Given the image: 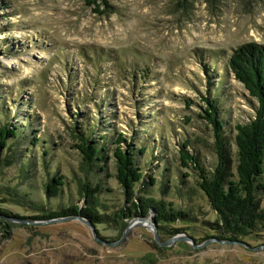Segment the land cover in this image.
I'll use <instances>...</instances> for the list:
<instances>
[{
    "label": "rangeland",
    "instance_id": "rangeland-1",
    "mask_svg": "<svg viewBox=\"0 0 264 264\" xmlns=\"http://www.w3.org/2000/svg\"><path fill=\"white\" fill-rule=\"evenodd\" d=\"M108 2L99 13L85 0H0V126L20 128L0 149V264H264V229L240 243L202 240L218 239L209 227L217 214L197 171L179 158L187 141V152L214 172V137L202 114L203 97H215L226 176L235 174V124L252 118L256 101L227 60L240 44L264 46V0ZM119 133L137 148L143 172L135 198L149 195L189 214L162 230L155 222L159 239H182L163 246L141 225L120 240L133 218L154 222L153 208L93 224L97 237L120 240L111 245L78 218H32L44 214L37 209L85 208L83 182L101 188L99 212L126 208L114 177ZM78 134L104 145L101 161L85 165ZM52 178L61 183L46 193ZM258 198L264 209V190ZM170 226L180 231L172 235Z\"/></svg>",
    "mask_w": 264,
    "mask_h": 264
},
{
    "label": "trees",
    "instance_id": "trees-1",
    "mask_svg": "<svg viewBox=\"0 0 264 264\" xmlns=\"http://www.w3.org/2000/svg\"><path fill=\"white\" fill-rule=\"evenodd\" d=\"M88 5H94L93 10L103 13L110 10L108 0H85ZM101 7V8H100ZM227 65L234 78L241 82L249 95L256 101L254 115L245 123L235 124L236 145V171L235 174L226 176V163L228 159L227 147L223 136V120L217 116V100L215 97L204 96L202 117L211 125L214 137L215 153L218 164L214 172L206 171L195 155L186 150V142L179 149L181 165L197 171V184L204 192L211 207L217 216L214 222H209V227L219 235L218 239L239 241L241 237L258 235V231L264 229V209L261 207L258 193L264 190V46L255 41L240 44L230 54ZM20 128L16 125L5 123L0 126V149H7V141L16 138ZM78 142L75 147L82 154V160L87 167L95 161L102 160L104 145L100 147L97 141L78 134ZM112 155L115 160V173L119 186L122 189L126 208H120L112 216L99 212L97 192L100 187H92L89 182H83L80 193L86 199L85 208L78 206L61 207L56 210H38L44 214H37L32 218H55L58 216L81 214L92 224L103 223L106 220L115 221L129 215H145L148 209L156 211L154 222L158 229L162 230L173 223L178 217H189L184 210H177L169 206L163 200L145 195L135 198V184L143 181L141 167L135 162L136 147L126 136L119 133L114 141ZM140 152L143 147H139ZM104 170L103 164L99 166ZM153 183V178L150 177ZM54 182L61 183L56 178L45 182V191L48 193L54 188ZM32 205V204H31ZM39 207V206H36ZM0 213H4L0 208ZM170 234L174 235L180 228L170 226ZM158 233H161L158 231ZM213 237L206 235L202 240Z\"/></svg>",
    "mask_w": 264,
    "mask_h": 264
},
{
    "label": "water",
    "instance_id": "water-1",
    "mask_svg": "<svg viewBox=\"0 0 264 264\" xmlns=\"http://www.w3.org/2000/svg\"><path fill=\"white\" fill-rule=\"evenodd\" d=\"M73 218H78L79 220L84 222L86 225H88V227H90L92 229L93 236H94V238L97 241H99L101 243H106V244H109V245L117 243L118 241H120L126 235V233L129 231L130 228L135 227V226H141V225L145 226V227H148L152 231L154 239L156 240V242L158 244L163 245V246H167V245L171 244L172 242H174V241H176L178 239H182V236H178L177 235V236H173V237H171V238H169L167 240L161 241L159 239V235H158V232H157V227L155 225V222H153L151 220H148V219H145V217H142V216H139V217L137 216L136 218H133L130 221V223L126 226L125 231L122 234L120 240L115 241V242H107V241L97 237L96 232H95L94 227H93V224L90 221H88V220L86 221V220H83V219H81L79 217H76V216H68V217L65 216V217H60V218H51L50 220H47V221L67 220V219H73ZM209 241H218V242H227V243H240L239 241H230V240L226 241V240H218V239L216 240V239H213V238H210L206 242H209Z\"/></svg>",
    "mask_w": 264,
    "mask_h": 264
}]
</instances>
